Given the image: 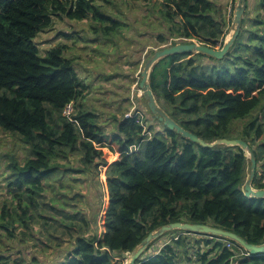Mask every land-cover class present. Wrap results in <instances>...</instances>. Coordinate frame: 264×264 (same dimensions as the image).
Returning a JSON list of instances; mask_svg holds the SVG:
<instances>
[{
    "label": "trees",
    "instance_id": "obj_1",
    "mask_svg": "<svg viewBox=\"0 0 264 264\" xmlns=\"http://www.w3.org/2000/svg\"><path fill=\"white\" fill-rule=\"evenodd\" d=\"M260 3L255 14L245 4L239 34L222 59L196 52L170 54L149 73L156 100L185 129L205 141L238 133L255 155L252 185L257 189L264 188V0ZM160 5L163 19L171 23L161 43L196 40L222 46L230 23L215 1L162 0ZM89 13L109 22L108 32L121 24L102 13L95 0H0V127L18 133L33 155L22 165L9 164L25 176L12 192L13 199L24 196L26 201L18 204L22 213L17 221L24 228L20 233L32 235L30 223L39 230L38 251L44 247L52 256L56 245L61 252L44 263L0 257V264H121L149 232L177 221L207 223L263 243L264 197L244 194L250 161L239 146L204 147L163 125L160 137L137 104L141 119L125 117L126 108L119 110L117 131L107 139L98 116L82 108L87 86L72 59L64 56L66 46L39 56L32 39L52 25L54 16L83 19ZM69 103L73 110L66 115ZM255 108L251 120L237 121ZM103 148L118 153L117 159L109 163ZM57 172L63 175L57 177ZM89 180L91 194L102 188L97 208H90L89 200L82 207L87 194L80 193V186ZM57 181L74 193L61 210L51 201ZM100 193L106 199L103 206ZM71 200L76 203L67 211ZM2 214L9 212L2 209ZM43 224L50 225L54 239H48ZM193 236L178 229L165 232L148 245L140 264H264V253L247 255L230 239Z\"/></svg>",
    "mask_w": 264,
    "mask_h": 264
},
{
    "label": "rangeland",
    "instance_id": "obj_2",
    "mask_svg": "<svg viewBox=\"0 0 264 264\" xmlns=\"http://www.w3.org/2000/svg\"><path fill=\"white\" fill-rule=\"evenodd\" d=\"M246 1L253 4L254 12L252 14L261 11L260 0ZM161 3L162 0H95V6L102 13L121 22L117 30L106 31L105 27L110 23L101 21L97 16L94 17L93 13H89L83 19L69 17L58 19V16H54L52 25L32 39L38 47L40 57L46 56L47 50L51 47L66 46L64 56L72 59L73 68L81 81L87 86L84 98L86 104L82 108L98 116V124L102 126L103 134L107 139L117 131L118 120L122 114L116 111L124 106V98L128 99L125 113L135 108L136 104L143 106L148 125L160 137L164 136L161 129L162 123L154 118L147 109L142 95L135 90L139 86L138 81H140L142 66L146 58L157 49L172 43L170 39L165 43L160 42V36L170 34L167 29L171 25L162 17ZM233 13L229 17L225 15L230 25ZM134 71H136V74H134ZM136 98H138L137 101ZM257 108L246 118L237 121L248 122L252 119L253 112ZM115 117L116 120H114ZM109 119L112 120L109 121ZM235 122H232V124ZM235 138H239V135L237 132L232 131L228 139ZM103 152L109 163L118 157V153L116 155L107 148H103ZM32 156L29 147L22 142L18 133L6 131L0 127V257L6 259L21 258L25 261L36 260L39 263H44L47 259L61 252L58 251L56 245L52 249L55 252L52 256H47L44 247L38 251L40 246L36 244L35 239L39 237V230L32 223H30L32 235L20 233L24 231V228L17 221V217L22 213L18 204L23 205L26 201L24 196L18 200L13 199L12 195L16 193L19 181L25 176L20 173L19 169H10L9 164L13 163L14 165L17 162L22 165ZM105 168L103 167L101 170V180L105 179ZM59 175L63 174L60 172L55 174L57 177ZM46 182V192L51 196L49 193L50 188L48 191ZM54 182H56L55 178L52 177L51 183ZM56 186V188H52V196H55L52 197L51 201H57L61 210L62 202L66 199H72L74 193L73 191L69 192L66 182L60 183L57 181ZM24 187L26 186L24 185ZM93 188L94 184L90 180L81 184L80 193L84 196L87 194V200L84 198L82 207L88 204V200L91 204L89 205L90 208L99 206L98 198V201L95 200L97 193L101 192L102 188L97 187L98 189L91 194L88 189L92 190ZM100 195L103 206L106 199H102V193ZM71 201L72 204L65 207L67 211H71L70 206L76 203V201ZM2 209L9 212V214L3 216ZM49 217L52 218V216ZM13 218L15 222H13ZM14 227H16V230L13 229ZM43 227L47 228L48 239H50L49 237H53V239L56 237L48 229L50 225L43 224ZM99 230L102 231L101 228ZM190 234L191 236L194 235V233ZM193 238L198 237L193 236ZM160 239L158 241H161Z\"/></svg>",
    "mask_w": 264,
    "mask_h": 264
},
{
    "label": "water",
    "instance_id": "obj_3",
    "mask_svg": "<svg viewBox=\"0 0 264 264\" xmlns=\"http://www.w3.org/2000/svg\"><path fill=\"white\" fill-rule=\"evenodd\" d=\"M246 0H236L235 9L232 16L231 25L229 31L226 33L223 38V44L221 47H212L209 45H205L203 43H199L196 41L185 40V42H181L182 40H177L175 44L166 45L160 49L154 51L150 56L146 58L143 63L141 70V78L138 83L139 88L141 89V95L146 102V105L150 111V113L156 118L158 121L162 123L164 127L169 130H174L175 132L181 134L183 137L192 140L193 142L199 143L204 147H212L217 144H226L229 146H239L241 150L244 152V155L250 161L249 171L245 180L243 181L244 194L246 197H254V198H262L264 197V188L257 189L253 188L252 181L255 177L256 171V159L252 149L249 145L240 138L228 139V138H219L213 141H205L204 139L198 137L196 134L190 132L181 126L177 121H175L167 111L159 104L156 100L151 86L149 84V73L153 66V64L160 58L176 53H202L208 55L214 59H222L228 52L230 47L233 45L235 39L237 38L240 31V24L243 12L245 10ZM184 41V40H183ZM182 230L187 231L189 233H204L210 234L214 236H218L221 238L230 239L244 248L249 255L263 254L264 253V242L261 244H253L248 242L242 236L232 232L230 230L213 226L207 223H191V222H170L167 224H162L155 230L148 233L146 237H144L141 242L136 245L130 252H128V257L126 259L125 264H139L143 261L144 252L148 245L154 240L162 236L165 232H169L172 230Z\"/></svg>",
    "mask_w": 264,
    "mask_h": 264
},
{
    "label": "built area",
    "instance_id": "obj_4",
    "mask_svg": "<svg viewBox=\"0 0 264 264\" xmlns=\"http://www.w3.org/2000/svg\"><path fill=\"white\" fill-rule=\"evenodd\" d=\"M234 1L236 2V0H226V11L228 13V16H231V14L233 12ZM135 90L138 92V94L141 95V89L139 88V86ZM72 110H73L72 104L69 103V104L66 105V107L64 109V113L66 115H69ZM141 115L142 114L140 113V111L136 110V108H132L129 112H126L124 114L125 117L137 116V118L139 120L141 119ZM227 245L229 246V243H227ZM246 254L249 255L248 252Z\"/></svg>",
    "mask_w": 264,
    "mask_h": 264
},
{
    "label": "crops",
    "instance_id": "obj_5",
    "mask_svg": "<svg viewBox=\"0 0 264 264\" xmlns=\"http://www.w3.org/2000/svg\"><path fill=\"white\" fill-rule=\"evenodd\" d=\"M214 1H215L217 4H219V5L222 6V8H223V10H224V14L227 15V17H229V16H228V13H227V11H226V0H214ZM246 4L249 5V8H250V10H251V13H253V12H254L253 4H252V3H247V1H246ZM135 70H136V69H135ZM134 72H135L134 74H136V71H134ZM134 74H133V79H134ZM127 106H128V100L125 102L124 106H122V107L119 108V110L122 111L123 108H126L124 111H127ZM135 108H136V106H135ZM116 112H118V111H116ZM109 121H111V119H109ZM116 155H117V153H116ZM252 186H253V185H252ZM253 188H254V187H253ZM156 245H157V244H155V246H154V247H151V248H152V249H157V248H156ZM148 253H149L148 251L144 252V258L147 256ZM128 254H129L128 252L125 253V256H124L123 261H122L121 264H125L126 259H127V257H128ZM139 264H140V263H139Z\"/></svg>",
    "mask_w": 264,
    "mask_h": 264
},
{
    "label": "clouds",
    "instance_id": "obj_6",
    "mask_svg": "<svg viewBox=\"0 0 264 264\" xmlns=\"http://www.w3.org/2000/svg\"><path fill=\"white\" fill-rule=\"evenodd\" d=\"M172 44V43H171ZM217 47H219V46H217Z\"/></svg>",
    "mask_w": 264,
    "mask_h": 264
}]
</instances>
